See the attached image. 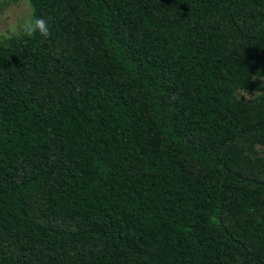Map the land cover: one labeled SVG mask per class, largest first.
<instances>
[{
    "label": "trees",
    "instance_id": "1",
    "mask_svg": "<svg viewBox=\"0 0 264 264\" xmlns=\"http://www.w3.org/2000/svg\"><path fill=\"white\" fill-rule=\"evenodd\" d=\"M7 2L0 264H264V0Z\"/></svg>",
    "mask_w": 264,
    "mask_h": 264
},
{
    "label": "clouds",
    "instance_id": "2",
    "mask_svg": "<svg viewBox=\"0 0 264 264\" xmlns=\"http://www.w3.org/2000/svg\"><path fill=\"white\" fill-rule=\"evenodd\" d=\"M39 34L41 37L48 38L51 35L48 21L43 17L35 18L31 15L15 17L9 21L8 31L0 33V44L6 46L7 41L14 38H32ZM257 93H255L256 95ZM255 95H249L246 89L241 90V99L250 100Z\"/></svg>",
    "mask_w": 264,
    "mask_h": 264
},
{
    "label": "rangeland",
    "instance_id": "3",
    "mask_svg": "<svg viewBox=\"0 0 264 264\" xmlns=\"http://www.w3.org/2000/svg\"><path fill=\"white\" fill-rule=\"evenodd\" d=\"M31 14V7L26 2L14 4L8 3L7 0H0V33L8 31L9 21L13 18Z\"/></svg>",
    "mask_w": 264,
    "mask_h": 264
}]
</instances>
